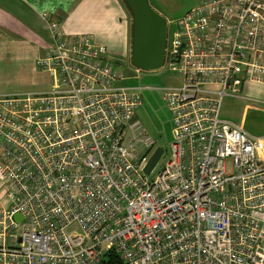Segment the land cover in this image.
<instances>
[{
    "label": "built area",
    "instance_id": "obj_1",
    "mask_svg": "<svg viewBox=\"0 0 264 264\" xmlns=\"http://www.w3.org/2000/svg\"><path fill=\"white\" fill-rule=\"evenodd\" d=\"M40 16L49 88L0 94V264H103L107 251L122 264H264V133L220 116L224 96L264 84V0H200L167 26L163 63L181 82L163 97L168 158L148 174L140 94L115 84L125 76L104 44Z\"/></svg>",
    "mask_w": 264,
    "mask_h": 264
},
{
    "label": "rangeland",
    "instance_id": "obj_2",
    "mask_svg": "<svg viewBox=\"0 0 264 264\" xmlns=\"http://www.w3.org/2000/svg\"><path fill=\"white\" fill-rule=\"evenodd\" d=\"M157 12L163 15L170 28L174 21L181 17L187 10L196 5L200 0H147ZM124 5V4H123ZM126 8V6L124 5ZM128 17V30L124 22L114 32L106 35L110 40L105 45L107 53L105 62L114 63L124 78L115 82L116 85L130 87L141 96V104L134 113L144 132L153 139L155 145L163 147V153L158 159L155 170L168 158V144L171 141L172 115L165 103L164 94L173 78L166 66L155 70H143L132 65L130 61L131 16L126 8ZM27 18L33 23V30L21 31L17 25L11 24L4 27L0 22V94L25 93L44 91L49 88L47 76L35 64V58L42 50L41 45L48 44L46 33L40 23H35L33 17L26 11ZM4 27V28H3ZM95 37L92 33H86ZM19 36V37H18ZM19 40V45L8 46L3 39ZM36 41H35V40ZM263 90L261 84L245 81L238 92V96H224L221 100L220 116L228 121L239 123L244 111V104L248 103L253 108L245 110L244 128L253 135L264 131V104L254 101L260 98ZM136 148H141L140 145ZM229 168V162L226 163ZM154 174V173H153ZM6 190L0 182V209L7 207Z\"/></svg>",
    "mask_w": 264,
    "mask_h": 264
},
{
    "label": "crops",
    "instance_id": "obj_3",
    "mask_svg": "<svg viewBox=\"0 0 264 264\" xmlns=\"http://www.w3.org/2000/svg\"><path fill=\"white\" fill-rule=\"evenodd\" d=\"M123 4L122 0H0V22H2L1 25L5 28L11 24L17 25L18 29L21 28L22 34H24V31L33 30V23L27 18L26 11H28V14L33 17L34 22L40 23L48 40L46 27L40 16L41 12L46 11L59 20L68 33H92L95 35V37H92L96 41L106 45L110 40V36L106 35V33L110 34L114 32L116 24L118 23L117 27H119L123 17L126 20L124 22L126 30H128L129 22L125 11L127 7L125 8V4ZM3 41H6L8 46H20L19 40H16L14 37L13 39H3ZM46 47L47 42L41 45L42 50L40 52ZM170 74L174 82L169 84V86L178 85L181 82V78L172 72ZM261 85L263 90L261 91L260 98L254 97V101L264 104V84ZM248 108H253V106L245 103L241 121L238 123L243 127L245 110ZM263 133L264 131L255 136H260Z\"/></svg>",
    "mask_w": 264,
    "mask_h": 264
},
{
    "label": "water",
    "instance_id": "obj_4",
    "mask_svg": "<svg viewBox=\"0 0 264 264\" xmlns=\"http://www.w3.org/2000/svg\"><path fill=\"white\" fill-rule=\"evenodd\" d=\"M131 16L130 61L143 70L159 69L163 65L167 19L149 5L147 0H122ZM163 153L157 146L150 155L144 172L148 174ZM16 219L20 215H15Z\"/></svg>",
    "mask_w": 264,
    "mask_h": 264
},
{
    "label": "trees",
    "instance_id": "obj_5",
    "mask_svg": "<svg viewBox=\"0 0 264 264\" xmlns=\"http://www.w3.org/2000/svg\"><path fill=\"white\" fill-rule=\"evenodd\" d=\"M103 264H122L118 255L113 251H107L102 259Z\"/></svg>",
    "mask_w": 264,
    "mask_h": 264
}]
</instances>
